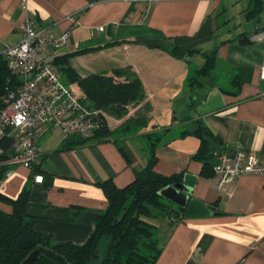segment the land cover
Returning a JSON list of instances; mask_svg holds the SVG:
<instances>
[{
	"label": "crops",
	"instance_id": "crops-1",
	"mask_svg": "<svg viewBox=\"0 0 264 264\" xmlns=\"http://www.w3.org/2000/svg\"><path fill=\"white\" fill-rule=\"evenodd\" d=\"M22 1L0 0V53L23 40V23L30 18L57 37L69 30L66 47L45 57L70 87L77 86L78 96L82 88L66 69L82 78L117 69L138 76L145 92L140 106L150 124L166 117L155 123L167 129L157 145L156 171L195 175L192 197L223 213L148 218L161 248L155 264H264V171L219 189L215 172L203 176V163L194 158L200 139L177 129L195 125L194 130L200 120L216 141V164L244 149L259 155L264 167V39L253 38L264 27V0H26L25 8ZM257 1L262 10L252 17L248 12ZM98 27L104 31L91 36ZM215 49L214 69L192 92L190 77ZM178 113L193 118L170 122ZM136 137L80 139L47 131L39 142L40 168L34 174L32 168L12 167L1 184L6 203L0 206L9 209L7 203L22 197L39 231L54 242L84 243L107 206L101 184L113 179L125 187L148 164L147 138ZM36 175L43 181L36 182Z\"/></svg>",
	"mask_w": 264,
	"mask_h": 264
},
{
	"label": "trees",
	"instance_id": "trees-1",
	"mask_svg": "<svg viewBox=\"0 0 264 264\" xmlns=\"http://www.w3.org/2000/svg\"><path fill=\"white\" fill-rule=\"evenodd\" d=\"M261 10V2L257 1L248 15L254 17ZM121 42L124 41L113 43ZM89 50L90 48H86L79 52ZM217 51L215 49L207 53L204 65L196 69L195 74L190 77L192 92L196 86L204 85L202 79L214 69ZM172 53L176 56L180 55L178 48H173ZM66 70L82 88L83 95L79 96L82 103L87 107L103 111V126L91 137H113L106 115L123 118L128 113L130 102L136 103L145 98L141 79L126 70L117 69L112 73H96L85 78L79 77L70 69ZM18 84L17 75L8 67L5 55L0 53V105L4 95ZM191 104L194 105L193 94ZM146 124L147 121L140 118H128L124 127L129 129L132 126ZM166 131L167 129H163L162 135L157 134L158 136L153 137V134H149L146 137L149 143L148 164L141 170L135 171V178L131 183L125 187H118L113 179H107L101 184L106 195L107 206L97 216L92 233L82 244L70 241L54 242L50 234L39 231L34 219L28 214L27 202L22 197L7 203L11 205L9 209L0 206V264H21L38 246L52 249L70 264H155L161 253L158 229L147 219L170 211L169 202L159 192L164 187L181 180L185 174L182 172L164 175L155 169L157 145ZM189 134H194L200 139V146L194 158L203 163L202 175H213L216 165L213 144L216 141L212 132L198 120L194 130L187 129L182 133L183 136ZM74 138L86 139L77 136ZM11 143L12 140H8L4 146L9 148ZM121 150L125 153L123 147ZM125 156L130 162L127 153ZM38 168L40 166L34 168V173ZM9 169L10 166L7 164L0 165V188ZM0 202L6 203L1 198ZM34 264L55 263L41 255Z\"/></svg>",
	"mask_w": 264,
	"mask_h": 264
},
{
	"label": "built area",
	"instance_id": "built-area-1",
	"mask_svg": "<svg viewBox=\"0 0 264 264\" xmlns=\"http://www.w3.org/2000/svg\"><path fill=\"white\" fill-rule=\"evenodd\" d=\"M22 4L25 8L26 0ZM103 31L104 27H98L91 36ZM253 38L264 39V27ZM69 39V30L57 37L38 29L33 20L26 18L23 40L5 48L8 67L19 80L0 105V165L10 166L5 178L14 173L12 167L34 169L38 165L39 142L47 131L59 130L64 137L87 138L103 126V111L84 105L63 81L58 68L45 57L50 51H61ZM8 140L12 143L6 148L4 143ZM214 171L218 188L224 190L236 178L259 174L264 167L259 155L238 149L232 157L216 164ZM35 181L42 182L43 176L36 175Z\"/></svg>",
	"mask_w": 264,
	"mask_h": 264
},
{
	"label": "water",
	"instance_id": "water-1",
	"mask_svg": "<svg viewBox=\"0 0 264 264\" xmlns=\"http://www.w3.org/2000/svg\"><path fill=\"white\" fill-rule=\"evenodd\" d=\"M257 21H260V18H258ZM196 181L197 177L195 175L186 173L181 180L161 189L159 194L180 208H173L171 210L177 215L183 214L185 217L189 218L223 214L222 212L216 211L212 205H206L204 201L192 197ZM41 255H44L55 264H70L63 256L43 246H38L34 249L21 264H34Z\"/></svg>",
	"mask_w": 264,
	"mask_h": 264
},
{
	"label": "rangeland",
	"instance_id": "rangeland-1",
	"mask_svg": "<svg viewBox=\"0 0 264 264\" xmlns=\"http://www.w3.org/2000/svg\"><path fill=\"white\" fill-rule=\"evenodd\" d=\"M71 88L74 90V92L79 95L80 91L77 88L76 85H72ZM182 93H184L185 99H187L188 96V92L185 91ZM191 93V91H190ZM182 98V97H181ZM145 99V98H144ZM144 99L137 101L136 103L134 102H130L128 104V113L123 116V119L121 118L120 120L117 118H109L106 117L107 122L109 124V128L111 129L112 133L111 135H113V137H122V138H126L127 136H137L136 138L138 139V136L141 137H147L149 134H153V137L158 136L157 134H161L162 135V131H163V126L159 125V124H155V123H162L166 117H158L157 119H154L153 124H150V117H146V113L143 112V108L144 106L141 105L140 103L142 101H144ZM190 100V99H189ZM178 103L183 102V100H179L176 101ZM177 110L180 111V106H176ZM142 116V117H141ZM179 113L177 115L174 116H170L169 117V121L172 122L173 120L176 119H183V120H190L191 117H178ZM176 117V119H175ZM128 118H132V119H137L140 118L141 120H145L147 121V124L145 126H132L131 128H125L124 125L126 123V120ZM195 125L191 126L192 128H194ZM190 126H181V127H177L178 130H185L187 128H189ZM190 127V129H192ZM166 129V128H165ZM146 131H150V132H146ZM125 140V139H124ZM148 142V141H147ZM147 149H149V143L147 144V146H145ZM173 208L170 209L169 212H165L163 215H173L174 213L171 211Z\"/></svg>",
	"mask_w": 264,
	"mask_h": 264
}]
</instances>
